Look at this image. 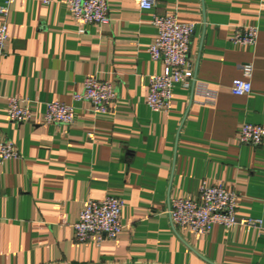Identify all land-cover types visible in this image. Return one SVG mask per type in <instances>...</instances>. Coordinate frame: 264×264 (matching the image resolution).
<instances>
[{"label": "crops", "instance_id": "1", "mask_svg": "<svg viewBox=\"0 0 264 264\" xmlns=\"http://www.w3.org/2000/svg\"><path fill=\"white\" fill-rule=\"evenodd\" d=\"M152 1L155 9L142 10L138 0H107L110 23L85 34L67 0L11 6L0 142L14 143L21 158L0 162V264H264V143L238 141L244 124L264 127V0ZM168 14L196 26L195 82L175 86L170 112L161 113L146 104L151 77L165 72L149 48L155 16ZM239 27L259 28L256 46L232 43ZM248 64L252 93L235 96ZM89 77L114 84L112 114L74 101ZM10 97L25 101L37 123L10 122ZM57 101L76 108L72 126L41 123ZM206 181L237 192V216L262 220L263 229L174 228L171 201L196 198ZM108 196L124 202L121 235L76 242L82 205Z\"/></svg>", "mask_w": 264, "mask_h": 264}, {"label": "built area", "instance_id": "2", "mask_svg": "<svg viewBox=\"0 0 264 264\" xmlns=\"http://www.w3.org/2000/svg\"><path fill=\"white\" fill-rule=\"evenodd\" d=\"M16 0H6L0 9L3 22L0 25V62L6 57L7 44L10 40L9 16L11 6ZM142 10H153L156 5L152 0H138ZM68 10L79 28L80 34L86 33L88 26H105L110 23V6L107 0H67ZM154 25L158 35L149 48L153 61L161 62L165 72L153 76L150 80L147 106L153 112L168 113L172 107L173 88L181 86L190 90L195 82L194 65L191 59V42L196 26L179 22L176 14L155 16ZM259 28L239 27L234 30L232 43L240 46H256ZM243 78L233 82L231 92L235 96H247L252 93L250 78L253 66L241 67ZM215 94L207 92L206 103H213ZM10 122L18 125L36 124V118L26 102L18 98H7ZM74 101L83 102L91 107L93 114H112L117 101L114 84L103 82L95 77L85 80L81 92L74 96ZM76 120V108L57 101L46 105V112L41 123L46 125L72 126ZM94 139V136H90ZM239 144L260 147L264 143V127L244 124L240 130ZM21 155L12 142H0V162L20 159ZM240 196L228 190L224 184L204 182L196 198H177L171 201L170 216L174 228H185L196 235H207L213 227L226 229L247 227L263 229V221L239 218L237 216ZM124 202L108 196L103 200L85 202L74 225L75 240L85 243L90 240L100 245L104 241H116L123 232L122 213Z\"/></svg>", "mask_w": 264, "mask_h": 264}]
</instances>
